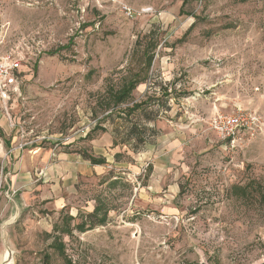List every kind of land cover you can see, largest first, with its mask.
I'll return each mask as SVG.
<instances>
[{"label": "rangeland", "instance_id": "374dc122", "mask_svg": "<svg viewBox=\"0 0 264 264\" xmlns=\"http://www.w3.org/2000/svg\"><path fill=\"white\" fill-rule=\"evenodd\" d=\"M0 22L47 45L0 112V264L264 263V0H0ZM135 74L119 108L171 93L138 153L102 120ZM237 111L234 142L211 129Z\"/></svg>", "mask_w": 264, "mask_h": 264}, {"label": "trees", "instance_id": "16d2710c", "mask_svg": "<svg viewBox=\"0 0 264 264\" xmlns=\"http://www.w3.org/2000/svg\"><path fill=\"white\" fill-rule=\"evenodd\" d=\"M153 58V55H150L148 52L145 53L146 64L141 72L151 67ZM144 82V78L135 74L118 89H112L108 94V100H110L111 103L102 119L108 121L112 126L110 131L113 134V146H127L134 153H138L140 149L153 143L154 139L159 135V130L155 125H150V123L158 119L162 108L168 106V101L161 97H156V92H162V97L171 94L169 93L168 87H158L159 82L153 81V83L149 85V89H152L154 92L153 94L147 95L144 100L135 102L133 105L127 106L124 109L119 108V106L129 101L133 91L139 84ZM168 108L169 107H167V109ZM97 128L102 132L108 131L107 126H98ZM82 155L93 165H103L106 162L104 158L95 157L86 152H82ZM119 156H121V153H116L115 157L117 158ZM98 211L99 208L96 207L91 214L97 216ZM100 222L101 224L104 223L105 217L101 219ZM61 247L62 244L59 243L58 248ZM43 264H51L49 256L45 257Z\"/></svg>", "mask_w": 264, "mask_h": 264}, {"label": "built area", "instance_id": "2783aa9c", "mask_svg": "<svg viewBox=\"0 0 264 264\" xmlns=\"http://www.w3.org/2000/svg\"><path fill=\"white\" fill-rule=\"evenodd\" d=\"M120 0H97L98 3L104 5H115ZM121 11L128 17L134 18L147 12V10H136L128 4H121ZM0 40V45L2 44ZM33 43L41 48L43 41L36 35H30L16 40L10 49L4 53L0 51V102L5 111H8L9 104L13 99V95L21 97L20 86L18 85L17 73L21 71L22 65L29 59ZM39 48V53L42 49ZM257 120L252 114L237 111L234 113L218 112L211 119V129L218 133L225 140L234 142L242 131L251 128V124Z\"/></svg>", "mask_w": 264, "mask_h": 264}, {"label": "crops", "instance_id": "0c3cea01", "mask_svg": "<svg viewBox=\"0 0 264 264\" xmlns=\"http://www.w3.org/2000/svg\"><path fill=\"white\" fill-rule=\"evenodd\" d=\"M123 4H125V3H123ZM9 25L7 26V23L3 24L0 22V40L3 41L2 44L0 45V51L2 53L8 51L16 40L23 38V37H26V36L36 35L37 33H41V31H39V30L37 31V28H35V29H20L18 27L15 28V27H11V25L10 26ZM41 37L42 36L39 35L38 38H41ZM43 47L44 48H41L36 43H33V47L31 49V51L33 53L29 55L28 61L22 65L21 71L19 73H17V75H16L18 77V85L20 86L21 93L23 91L22 89L24 88V86L27 82L28 77L33 75L36 68L39 66V64L44 59L43 57L45 56V50L47 48V45L45 43H43ZM39 48L42 49L41 53H39ZM17 98L18 97L16 95H13L12 102H10L8 111H6L7 113H9V109H11L10 108L11 103L15 102L17 100ZM3 111L5 112V110L2 106V103L0 102V112H3ZM0 125H2V124H0ZM94 166H99V165H94Z\"/></svg>", "mask_w": 264, "mask_h": 264}, {"label": "bare ground", "instance_id": "6f19581e", "mask_svg": "<svg viewBox=\"0 0 264 264\" xmlns=\"http://www.w3.org/2000/svg\"><path fill=\"white\" fill-rule=\"evenodd\" d=\"M9 257H10V256H9ZM3 264H12V261H11L10 258L7 259V260L5 259Z\"/></svg>", "mask_w": 264, "mask_h": 264}, {"label": "water", "instance_id": "95a60500", "mask_svg": "<svg viewBox=\"0 0 264 264\" xmlns=\"http://www.w3.org/2000/svg\"><path fill=\"white\" fill-rule=\"evenodd\" d=\"M9 258H11V257H7V259H9ZM7 259H6V260H7ZM3 263H4V262H3ZM263 264H264V263H263Z\"/></svg>", "mask_w": 264, "mask_h": 264}]
</instances>
